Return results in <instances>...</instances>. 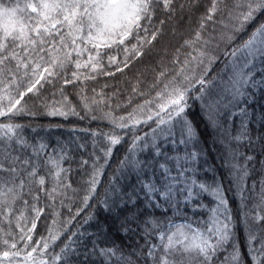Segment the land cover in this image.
<instances>
[{"label": "snow or ice", "instance_id": "snow-or-ice-1", "mask_svg": "<svg viewBox=\"0 0 264 264\" xmlns=\"http://www.w3.org/2000/svg\"><path fill=\"white\" fill-rule=\"evenodd\" d=\"M194 16L198 26L176 50L174 74L160 71L146 92L133 87L146 98L126 114L115 115L109 103L104 119L111 131L80 129L93 143L79 162L86 186L74 187L73 148L83 152L87 144L60 137L52 143L41 132L59 126L37 128L15 118L79 115L65 86L95 79L91 73L105 67L123 72L169 21L179 28ZM221 43L222 61L212 53ZM46 85L56 89L51 100L41 91ZM29 94L37 100L32 107ZM96 95L82 96L86 114L111 99ZM255 102L264 103V0H0V264H264V111L256 113ZM196 105L219 145L222 176L198 146L202 133L188 112ZM125 131L132 140L104 187L101 177ZM81 191L73 211L70 202ZM63 208L71 215L61 224ZM46 209L52 226L34 239ZM136 237L143 244L129 243Z\"/></svg>", "mask_w": 264, "mask_h": 264}, {"label": "trees", "instance_id": "trees-1", "mask_svg": "<svg viewBox=\"0 0 264 264\" xmlns=\"http://www.w3.org/2000/svg\"><path fill=\"white\" fill-rule=\"evenodd\" d=\"M182 2V0H177V3ZM210 3V0H207ZM204 8L201 7L198 11H203ZM163 11H159L156 17L158 21L160 18L164 17ZM198 16H194L190 23L181 22L179 28H176L175 21H169L165 27L163 34L158 38L155 42L153 47H146L145 55L141 58L134 60L128 68H126L123 72H115V66L111 68L105 67L102 70H98L96 73H91L94 75L95 79H89L81 83L77 81L76 83L69 84L64 88V94L69 97L71 103L76 106V110L79 112V115H69L67 119L62 116H49L44 114L43 111L40 112L35 118L29 116H21L16 117L15 119L18 122L26 125H30L32 127L41 128L42 126H59L55 128L54 131L50 133L41 132V135L50 138V142L55 143L57 137L62 138V140L66 143L71 144L73 141L77 143H86L87 148L85 151L81 152L76 148H73V155L74 160L72 161V168L73 172L71 173L70 179L74 187L83 188L84 181L88 178L87 174L84 172L83 169L79 168V162L81 157L87 158L89 153L92 152V143L93 140L89 133L80 131V129H89V130H100L103 132L111 131V125L104 119L105 111L108 110V104L110 103L112 106V111L115 115L119 116L122 114H126L127 112L131 111L132 108L138 104L143 102L146 97L140 96L137 93H133V87H138L139 91H148L149 85L155 80L157 74L167 69L169 71V75L174 74V71L177 67L173 63V57L176 54V50L180 48L181 44L183 43L184 39L189 38L193 33L194 29L198 26L197 25ZM252 26L250 25L249 28ZM175 30V31H174ZM245 34H238V39L243 38ZM225 44L221 43L219 48H213L212 53L219 56L221 61L223 60V50ZM190 51V49H183L180 53V61L183 62L185 55ZM120 58L123 59V53L121 52ZM105 66L107 65V60H104ZM214 68L218 69L219 65H214ZM203 66L201 69H198V73L202 71ZM71 71H75L74 68ZM71 71L67 73V78L72 79ZM87 71V70H81ZM103 71H112L115 72L114 76H105L102 74ZM62 84V81H61ZM60 87V84L57 85ZM95 90V91H93ZM44 97H48L49 100L52 99V93L56 91L51 85H46L44 89L41 90ZM97 93H101L105 98L111 97L110 100L106 99V103L102 105H93V110L87 112L84 106L81 104V98L83 95H87L88 97L96 96L97 99H100V96H97ZM131 98L132 103L129 104L127 107H123V105L127 102V100ZM55 99H60V95L57 94ZM25 100L28 103L29 107H32L36 102V97L29 94L28 97H25ZM120 105L118 108L117 106ZM253 110L256 113L264 111V103L255 102L253 104ZM189 118L193 123L194 128H196L202 136L199 137L200 143L199 147L201 149L206 150V159L208 161L209 166H215L217 171L223 175V169L221 167V160L222 157L219 152V145H213L211 138H209L207 132L204 130V123L200 116L199 106L196 105L193 108L188 110ZM97 117L96 119H92V117ZM83 117V118H81ZM236 124H239V121H236ZM253 129L256 130L259 128V125L253 122ZM75 129L76 131H73ZM144 131H147V128H143ZM264 130V129H262ZM115 131L120 132L119 129ZM235 131V129H234ZM124 135V142L114 147L113 155L110 160V167L106 168L105 175L101 177L102 184L104 187L107 186V177L111 175L113 170H115L116 165L119 163V160L124 156L125 152L128 149V146L132 140L131 133H122ZM100 143L104 146H107V142L103 140V137L97 138ZM96 152L103 156L100 148L96 149ZM87 167V166H85ZM91 171V168H88V172ZM258 178V177H257ZM104 187H100L99 191L101 195H103ZM83 191L80 192L79 197H77L74 201H71L73 206V211H75L76 207H79L82 203ZM228 198L232 201L231 193L228 194ZM43 206V204H41ZM232 207L235 211L236 204L233 202ZM61 217L60 221L61 224L67 216L71 215L67 211V208L60 209ZM92 209H85V212L81 213V216L77 218V221L82 222L84 216L91 212ZM158 216L161 215L160 212L156 213ZM26 215L31 216L32 213L29 211ZM53 216L52 210L46 209L45 214H43L40 220L37 222V229L34 233V239H39L41 235H47L48 229L52 226ZM28 226H31L29 221ZM76 226V222H73V225L70 226L73 229ZM7 227V225H5ZM15 227V225H13ZM237 237L239 240V247L241 253L245 252V233L243 230V226L240 223V218L237 217ZM63 239V237H62ZM155 239V237H153ZM139 242L143 244V239L136 237L133 238L132 241L129 243ZM59 243V242H58ZM59 249L57 248V251Z\"/></svg>", "mask_w": 264, "mask_h": 264}]
</instances>
